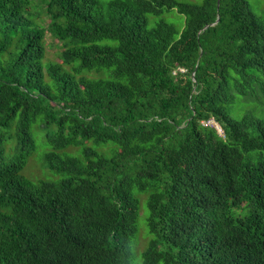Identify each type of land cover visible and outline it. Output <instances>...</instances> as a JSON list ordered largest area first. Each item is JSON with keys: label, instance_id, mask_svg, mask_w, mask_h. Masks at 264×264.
<instances>
[{"label": "trees", "instance_id": "obj_1", "mask_svg": "<svg viewBox=\"0 0 264 264\" xmlns=\"http://www.w3.org/2000/svg\"><path fill=\"white\" fill-rule=\"evenodd\" d=\"M237 95L264 98L249 0H0V264H133L136 193L143 264H264V120ZM38 134L56 180L23 174Z\"/></svg>", "mask_w": 264, "mask_h": 264}, {"label": "rangeland", "instance_id": "obj_2", "mask_svg": "<svg viewBox=\"0 0 264 264\" xmlns=\"http://www.w3.org/2000/svg\"><path fill=\"white\" fill-rule=\"evenodd\" d=\"M180 3L186 4H201L204 0H177ZM252 11L264 21V0H249ZM153 20H163L170 24H173L178 29L184 28L185 18L178 14L176 11L165 12L160 17H151ZM43 21V25L47 27L50 24L51 19L47 16H41L38 21ZM46 48V59L44 61L45 66H48L50 62H60V55L63 51L62 43L55 38L52 34L47 33L45 38ZM83 76L87 78H100L101 74L89 73ZM260 96V95H259ZM236 104L234 107L235 111H239L242 114L243 111L251 112L254 116L264 120V98L244 97L241 95L236 96ZM37 140V151L30 158L29 164L24 171V175L34 182L38 180H56L58 179L55 175L47 169L45 165V148L43 144V136L41 134L36 135ZM47 148V147H46ZM103 150V149H102ZM140 197V210L137 220L138 234L132 240L131 251L133 255V264H143L142 254L147 249L148 244L151 240L148 228V207H147V196L148 194H139Z\"/></svg>", "mask_w": 264, "mask_h": 264}, {"label": "built area", "instance_id": "obj_3", "mask_svg": "<svg viewBox=\"0 0 264 264\" xmlns=\"http://www.w3.org/2000/svg\"><path fill=\"white\" fill-rule=\"evenodd\" d=\"M210 124H211V125H215V124L212 123V122H210ZM215 127H216L219 131H221V129H220V127H219L218 125H215Z\"/></svg>", "mask_w": 264, "mask_h": 264}, {"label": "clouds", "instance_id": "obj_4", "mask_svg": "<svg viewBox=\"0 0 264 264\" xmlns=\"http://www.w3.org/2000/svg\"><path fill=\"white\" fill-rule=\"evenodd\" d=\"M212 122V121H211ZM212 123H214L215 125H218L217 123H215V122H212ZM215 125H213V126H215ZM219 126V125H218ZM220 127V126H219ZM217 129V128H216ZM221 129V128H220ZM218 130V129H217ZM219 131V130H218ZM220 133H222V130L221 131H219Z\"/></svg>", "mask_w": 264, "mask_h": 264}]
</instances>
